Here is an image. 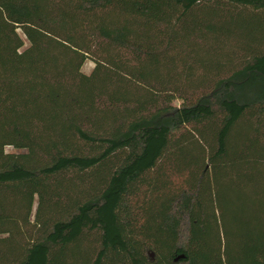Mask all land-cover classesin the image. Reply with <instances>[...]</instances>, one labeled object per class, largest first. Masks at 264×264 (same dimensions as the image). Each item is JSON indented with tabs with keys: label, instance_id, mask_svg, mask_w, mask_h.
<instances>
[{
	"label": "trees",
	"instance_id": "16d2710c",
	"mask_svg": "<svg viewBox=\"0 0 264 264\" xmlns=\"http://www.w3.org/2000/svg\"><path fill=\"white\" fill-rule=\"evenodd\" d=\"M0 264H264V0H0Z\"/></svg>",
	"mask_w": 264,
	"mask_h": 264
},
{
	"label": "rangeland",
	"instance_id": "374dc122",
	"mask_svg": "<svg viewBox=\"0 0 264 264\" xmlns=\"http://www.w3.org/2000/svg\"><path fill=\"white\" fill-rule=\"evenodd\" d=\"M94 66V63L91 60H86L83 67H82V71L84 73H90V71L92 70ZM8 151H15L14 149H12L11 147L7 148Z\"/></svg>",
	"mask_w": 264,
	"mask_h": 264
}]
</instances>
